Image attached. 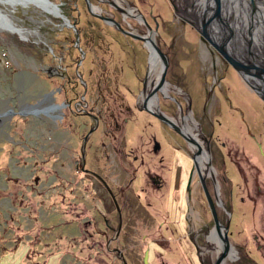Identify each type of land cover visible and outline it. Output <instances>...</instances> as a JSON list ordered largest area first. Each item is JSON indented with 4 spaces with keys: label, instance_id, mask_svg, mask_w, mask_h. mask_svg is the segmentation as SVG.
Segmentation results:
<instances>
[{
    "label": "flooded vegetation",
    "instance_id": "flooded-vegetation-1",
    "mask_svg": "<svg viewBox=\"0 0 264 264\" xmlns=\"http://www.w3.org/2000/svg\"><path fill=\"white\" fill-rule=\"evenodd\" d=\"M210 1L214 3V9L220 8L217 17H213L214 9L209 7L208 0H190V4L187 0L180 3L179 0H169L173 21L182 25V35L189 31L198 39V47L208 50L211 66L220 67V81L226 76H236L239 82L249 87V92L261 100L200 31L206 25L209 38L223 45L230 53L245 56L247 45L251 43L252 62L264 65V11H260L261 8L264 10V5L258 3L255 7L253 0H235L234 5V0H219V5L216 0ZM119 3H122L121 0ZM201 3L203 9L199 7ZM129 4L127 8L114 6V10L108 11L111 16L106 10L99 17L113 31V41L102 38L100 31H89L93 29L92 26L75 32L74 43L85 44L88 51H100V55L92 61L96 62L95 69L97 65L98 70L89 71L91 78L87 82L78 72L85 56L80 57L79 53L77 59L72 56L76 76L70 86L73 90L77 87L84 90L74 93L71 100L65 99L59 104L53 102L39 109L41 113L52 116L58 126L67 117L62 110L66 107L70 110L69 117L73 114L87 118L66 127L72 135L71 140H67L66 153L57 147L62 144L58 143L53 148L52 163L48 160L54 166L50 171L54 178L55 208L67 215L65 224L77 229L76 233L67 234L69 246L66 249L59 245L62 236L55 239V252L69 254L74 262L75 258L77 262L82 258L83 264H264V203L245 201L244 197H240L236 211L238 216L243 217H239L241 223L235 222L232 201L219 197L222 187L210 161V144L213 140L210 133L200 137L205 141L208 162L213 170H201L198 164H194L193 157H197L201 150L192 149V144L182 135L188 134L174 121L177 117H172L169 111L160 107L159 96L163 93L168 95L166 90L169 83L165 79L167 87L150 94L159 76L150 69L151 56L147 42L153 48L150 41L153 40L168 62L166 48L170 47L167 45L164 48L166 43L160 34L161 31L165 32L166 25L152 10H140ZM245 4L253 7H245ZM123 14L133 25L142 26H130L124 21ZM95 34H99L97 38ZM250 37L252 41L248 43ZM134 42L139 43L140 51L146 55L145 70L143 76L138 78L139 88L136 92L124 84L125 64L129 61L120 59L121 53L123 56L129 54L130 58V55L136 54ZM94 43L97 44L96 48ZM129 57H126L127 60ZM158 57L162 65V59ZM68 80L71 82L70 78ZM57 89L59 93H64L61 87ZM126 93L130 97L127 98ZM153 96L156 97L157 110L150 104ZM187 105L184 111L180 109L178 118L185 116L191 105L190 99ZM137 113H145L156 120L167 139L161 138L159 128L144 136L146 127L151 125V122H147L142 124L140 132L138 128L134 140L129 143L127 125L138 121ZM157 114L170 119L181 132ZM170 132L175 136L172 137ZM95 133H98V137L92 144L94 153L89 157V144ZM224 144L221 142V146ZM259 147L264 156L263 146L259 144ZM182 152H187L186 157L191 161L188 167L180 159ZM65 175L66 182L61 179ZM259 205V227L252 234L244 233V216L250 213L254 215Z\"/></svg>",
    "mask_w": 264,
    "mask_h": 264
},
{
    "label": "rangeland",
    "instance_id": "rangeland-1",
    "mask_svg": "<svg viewBox=\"0 0 264 264\" xmlns=\"http://www.w3.org/2000/svg\"><path fill=\"white\" fill-rule=\"evenodd\" d=\"M50 1L59 6L63 16L44 12L31 3L14 5L0 2V10L28 32L8 28L0 17V264L82 262V256L79 262L76 258L74 262L69 254L55 252V239L62 236L59 245L66 249L69 246L67 234L76 233L77 229L65 224L67 215L55 208L54 178L50 170L54 167L51 164L53 148L62 143L57 147H61L65 153L68 149L67 140H71L72 136L68 133L69 124H77L87 118L73 114L69 117L70 110L66 107L62 110L67 117L58 126L52 116L41 113L39 109L53 102L59 104L65 99L71 100L74 93L84 90L81 87L73 90L70 86L76 76L73 59H77V53L80 57L85 56L78 72L88 82L91 78L89 71L98 70L97 65L95 69L96 62L92 61L100 55V51H88L85 44H79L76 40L74 43L75 32L92 26L93 29L89 31H100L102 38L113 41V31L99 17L106 10L111 16L108 11L114 10L116 5L127 8L131 3L140 10H152L160 22L165 23V32L161 31L160 34L166 43L164 48L167 45L170 47L166 48L168 67L165 75L169 87L166 90L168 95L163 93L159 96L160 107L178 118L180 109L184 111L190 99L191 105L185 116L188 113L192 115L199 137L208 133L213 136L210 161L222 187L219 197L232 201L235 222L241 223L240 218L243 217L238 216L236 211L240 197H244L245 201L264 203V156L259 147L261 144L264 152V104L236 76L219 80V65L217 68L211 66V54L204 47H198V39L189 31L182 35V25L173 21L169 0H121L123 4L115 0ZM187 2L189 4L190 0ZM232 4H235V0ZM258 5V2H254L255 7ZM93 6L100 10L93 9ZM260 11L264 10L261 8ZM65 17L68 23H65ZM123 19L130 26H142L133 25L125 14ZM98 35L95 34V38ZM133 45L136 54L130 55L132 58L126 54L129 57L127 60L121 53L120 59L129 61L125 64L124 84L136 92L139 88L138 78L143 76L145 70L146 55L140 51L138 42ZM93 46L96 48L97 44ZM57 87H61L64 93H59ZM126 97L130 95L126 93ZM137 119L127 125L129 143L134 140L138 128L140 132L142 124L151 122L144 136L160 127L156 120L145 113H137ZM160 128L159 135L164 138ZM170 135L173 137L174 134L170 132ZM97 137L98 133H95L90 141L89 157L94 153L92 144ZM201 141L205 144L203 139ZM221 142L225 143L224 146H221ZM169 150L172 153L170 147ZM186 153L182 152L180 159L188 167L191 161ZM66 176L61 178L65 182ZM260 208L259 205L254 215L250 213L244 216V233L256 232L260 223ZM61 209L64 207L61 206Z\"/></svg>",
    "mask_w": 264,
    "mask_h": 264
},
{
    "label": "water",
    "instance_id": "water-1",
    "mask_svg": "<svg viewBox=\"0 0 264 264\" xmlns=\"http://www.w3.org/2000/svg\"><path fill=\"white\" fill-rule=\"evenodd\" d=\"M88 1V0H86ZM217 4L219 5V0H216ZM91 4H88V8L90 9ZM118 5H116L117 7ZM220 8H215L213 10V17H217L219 15ZM206 25L204 26V29L200 31L202 35H204L208 41L218 50V52L226 58L232 65L233 67L238 71L240 76L244 79V81L251 87V89L256 93V95L264 102V65L260 64H255L252 62V50L251 46L252 44L249 43V41H252V38L247 40L249 43L248 50L246 51V55H240V54H235V53H230L226 48H224L223 45H219L215 41L209 38L207 35V32L205 31ZM152 47L154 48L155 52L157 53L158 56L162 59V65H161V70L159 74V79L156 82V84L153 85L152 90L150 91V94H155L158 90L162 88V86L165 84V74H166V69L168 66L167 62V57L166 55L159 49V47L152 41ZM249 74L253 76V78L259 80L261 82V85L259 83L253 82L252 80L249 79ZM249 75V76H248ZM159 118L164 120L165 122L169 123L172 127L175 129L179 130L178 127L167 117L163 116L162 114L159 115L157 114ZM180 131V130H179ZM181 132V131H180ZM182 135L185 137V139L189 143H194L197 145V148L201 150L200 146L198 143L192 138L189 137L185 134L182 133ZM194 164L197 165V158L193 157ZM208 200H210V197L207 193Z\"/></svg>",
    "mask_w": 264,
    "mask_h": 264
},
{
    "label": "bare ground",
    "instance_id": "bare-ground-1",
    "mask_svg": "<svg viewBox=\"0 0 264 264\" xmlns=\"http://www.w3.org/2000/svg\"><path fill=\"white\" fill-rule=\"evenodd\" d=\"M117 2H120L119 0H115ZM215 1V0H214ZM254 2H258L260 3L261 5H264V0H253ZM0 2H3L5 4L7 3H11V4H33L35 7H38V8H41L42 11L44 12H47V13H53L55 15H59L61 14L60 13V10H59V6H57L55 3H53L52 1L50 0H0ZM190 4V3H189ZM208 5L211 9H214V3L211 2L210 0H208ZM197 6V5H196ZM95 10H99L98 7L96 6H93ZM191 8V7H190ZM203 9V8H202ZM195 14V13H194ZM0 17L2 18L3 22L6 23V26L12 30H15V31H19V32H22V33H28V32H25L24 28L22 27H19L16 23H14L10 18L7 17V15L5 13H3L1 10H0ZM66 18V17H65ZM66 20H68L66 18ZM65 20V21H66ZM68 23V21H66ZM264 24V22L262 23V25ZM264 34V32H262V35ZM153 41V40H152ZM148 44V47H149V50H150V56H151V60H150V65H151V71L152 72H155V70L157 68H159L158 72L155 73V74H160V70H161V62L159 60V57L157 56V54H155L153 48H151V45H149L150 43L147 42ZM153 50V51H152ZM259 64V63H258ZM250 75V76H249ZM249 79L252 80L253 82H256L258 83V81L253 78V76L251 74H249ZM167 82L163 85V89L165 87H167ZM152 95V94H151ZM152 99V97H151ZM152 101V100H151ZM150 101V104L153 106V108L155 110H157V107H156V97L153 96V101L151 103ZM148 107V106H147ZM156 107V108H155ZM175 122H177L181 127L182 131L184 133H187L189 137H192L197 143L198 145L200 146L201 148V153L196 157L197 158V164L199 165V168L201 170H203L204 168L209 171V170H213L212 167L210 166L209 162H208V155L206 154V147H205V144L201 141L200 137H199V134H197L195 132L196 130V125H195V122L193 121V119L190 117V115L188 114V116H180L179 118H176L174 119ZM182 124H184L185 126H183ZM191 147L192 149H195L196 148V151H197V145L194 144V143H191Z\"/></svg>",
    "mask_w": 264,
    "mask_h": 264
}]
</instances>
